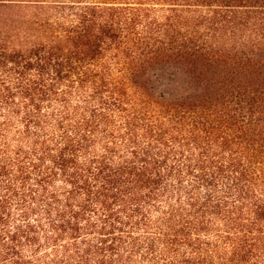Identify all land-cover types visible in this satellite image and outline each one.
<instances>
[{"label": "trees", "instance_id": "obj_1", "mask_svg": "<svg viewBox=\"0 0 264 264\" xmlns=\"http://www.w3.org/2000/svg\"><path fill=\"white\" fill-rule=\"evenodd\" d=\"M0 264H264V0H0Z\"/></svg>", "mask_w": 264, "mask_h": 264}]
</instances>
